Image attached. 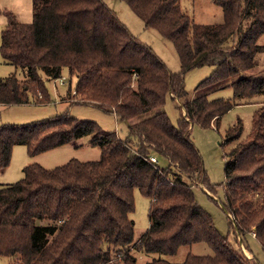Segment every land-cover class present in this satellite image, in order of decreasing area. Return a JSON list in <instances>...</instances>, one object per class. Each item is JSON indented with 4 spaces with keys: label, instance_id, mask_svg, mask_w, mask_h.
<instances>
[{
    "label": "trees",
    "instance_id": "trees-1",
    "mask_svg": "<svg viewBox=\"0 0 264 264\" xmlns=\"http://www.w3.org/2000/svg\"><path fill=\"white\" fill-rule=\"evenodd\" d=\"M122 1L174 45L178 72L104 0H33L29 24L8 15L1 55L25 78H0V105L49 104L46 80L67 72L70 83L77 81L64 100L112 113L128 134L120 138L69 115L1 125L0 170L9 167L16 145L37 155L92 136L101 157L52 170L27 166L19 182L2 187L0 256L13 258L11 264H259L219 232L195 188L222 187L230 227L241 236L255 233L264 249V104L246 137L241 120L226 130L225 144L234 146L225 184L211 182L191 131L218 128L240 101L264 95V70L247 74L264 53V0H212L224 15L216 25L196 23L180 0ZM205 66L213 73L188 99L185 75ZM225 88L233 98H211ZM168 99L181 101L177 125L163 110ZM137 189L151 199L150 225L139 239L130 218ZM194 244L208 245L212 255L188 253L181 263L163 258ZM136 253L158 257L140 263Z\"/></svg>",
    "mask_w": 264,
    "mask_h": 264
},
{
    "label": "rangeland",
    "instance_id": "rangeland-1",
    "mask_svg": "<svg viewBox=\"0 0 264 264\" xmlns=\"http://www.w3.org/2000/svg\"><path fill=\"white\" fill-rule=\"evenodd\" d=\"M104 2L118 15L119 19L127 26L143 44L154 49L159 57L167 64L172 72L180 70V60L174 45L154 30L145 27L144 22L132 11L122 0H104ZM180 6L199 24L216 25L224 21V15L212 0H180ZM15 16L20 22L32 23L33 21V0H0V46L2 32L9 23V14ZM259 43L264 45V36ZM264 70V53L257 58V66L247 74H253ZM214 71V67L205 66L194 69L185 75L186 90L188 99L194 98L197 94L196 88L203 80L208 78ZM15 75L24 79V71L11 64L4 62L0 51V78ZM57 80H46L47 88L51 96V102L44 105H0V126L1 125H27L42 122L55 116L69 115L79 120H91L98 123L103 132H115L124 138L128 134V125L118 121L112 113H107L94 105L73 103L66 99L69 87L75 88L77 78H70L67 72ZM233 89H220L211 94V98H233ZM70 100V99H69ZM180 102L168 99L164 111L167 112L172 123L177 125L181 113L177 106ZM264 104V95L251 99L242 100L240 104L227 113L218 128H205L195 125L191 131V138L196 147L200 150L205 163V168L213 184H225V164L227 154L234 144H225V134L229 126L241 120L244 124L243 136L246 137L252 126V117L255 110ZM94 137H83L61 148L53 149L37 155H30L28 148L23 145H16L12 152L11 163L8 168L0 170V189L10 184L19 182L24 177V168L27 166L40 165L47 170L63 166L71 160L97 161L101 157V149L92 146L90 142ZM165 161V160H163ZM84 162V161H83ZM166 164V162H164ZM195 195L199 204L212 216L216 228L225 236H229L231 242L240 248L249 259H255L259 264H264V249L256 238L255 233L238 235L230 227L228 214L223 210L222 203L225 201V192L222 187L218 192H210L205 186L195 188ZM151 199L142 195L137 189L134 193V211L130 218L135 223V237L139 239L149 228V209ZM234 219V217H231ZM188 253L195 255H212L211 248L206 244H194L182 247L174 256H163L172 262L181 263ZM140 263L148 259L158 257L147 256L143 253H136ZM13 258L0 256V264H11Z\"/></svg>",
    "mask_w": 264,
    "mask_h": 264
},
{
    "label": "built area",
    "instance_id": "built-area-1",
    "mask_svg": "<svg viewBox=\"0 0 264 264\" xmlns=\"http://www.w3.org/2000/svg\"><path fill=\"white\" fill-rule=\"evenodd\" d=\"M64 80H65V78L62 79V84H65ZM151 160H152L154 163H158L156 157H152Z\"/></svg>",
    "mask_w": 264,
    "mask_h": 264
},
{
    "label": "crops",
    "instance_id": "crops-1",
    "mask_svg": "<svg viewBox=\"0 0 264 264\" xmlns=\"http://www.w3.org/2000/svg\"><path fill=\"white\" fill-rule=\"evenodd\" d=\"M83 161H85V160H83Z\"/></svg>",
    "mask_w": 264,
    "mask_h": 264
}]
</instances>
